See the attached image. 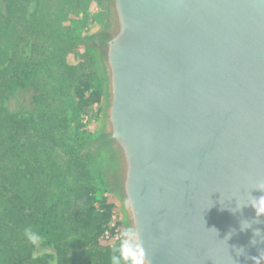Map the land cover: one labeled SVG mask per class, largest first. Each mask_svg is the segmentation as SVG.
Returning <instances> with one entry per match:
<instances>
[{
  "label": "water",
  "instance_id": "95a60500",
  "mask_svg": "<svg viewBox=\"0 0 264 264\" xmlns=\"http://www.w3.org/2000/svg\"><path fill=\"white\" fill-rule=\"evenodd\" d=\"M108 3L100 141L115 156L136 254L253 264L264 216L233 211L264 195V0Z\"/></svg>",
  "mask_w": 264,
  "mask_h": 264
},
{
  "label": "trees",
  "instance_id": "16d2710c",
  "mask_svg": "<svg viewBox=\"0 0 264 264\" xmlns=\"http://www.w3.org/2000/svg\"><path fill=\"white\" fill-rule=\"evenodd\" d=\"M2 1L0 97L16 87L32 84L36 90L34 99L38 104V113L19 117L0 106V264H48L47 256H31L32 239L29 237L38 235L54 245L58 253L57 264H112L113 255L119 257L123 264L121 245L109 243L102 247L98 243L97 236L103 229L104 216L95 210L90 190L82 183L88 172L78 155L71 156L67 161V172L70 176L74 175L75 182L72 189L76 196L72 207L78 210L66 218L65 211H59L57 202L49 206L45 203L42 179L54 177L53 166L56 165L48 157V146L51 145L46 146L47 156H38L35 147L46 143V137L50 138L49 143L56 138L60 140L62 134L68 131L71 120L61 110L57 95L65 97L63 101L67 105L69 97L83 98L84 90L90 86L89 81L77 80L76 68L58 56L57 52L67 53L71 49L70 42L49 58L41 57L44 46L37 36L44 32V28L43 25L37 26L38 19H49L52 5L65 0H35L36 9L31 19L26 17V12L27 4L32 0ZM64 10L62 7L61 12ZM45 26L53 27L51 23ZM29 39L31 53L28 56L24 47ZM41 73L47 75L49 82L43 81ZM60 126L62 132H58ZM29 149L31 151L27 153ZM30 155L31 162L28 159ZM47 158L44 166L42 161ZM69 218L73 221L71 227ZM63 239L67 240L62 242Z\"/></svg>",
  "mask_w": 264,
  "mask_h": 264
},
{
  "label": "rangeland",
  "instance_id": "374dc122",
  "mask_svg": "<svg viewBox=\"0 0 264 264\" xmlns=\"http://www.w3.org/2000/svg\"><path fill=\"white\" fill-rule=\"evenodd\" d=\"M65 1L64 3L57 1L52 5L49 19H38L39 25L37 26L42 27L43 25L42 28H44V32L37 36L38 41L44 46L41 57L49 58L57 49L66 47V42H70L72 44L71 49L67 53L57 52L58 56L62 57L65 63L76 68L77 80L89 81L90 86L84 90L83 98L72 96L71 99L69 97V100H73V102L68 101V106L63 101L65 97L60 96V94L57 95L56 100H60L61 110L65 111L71 120L68 123V131L66 134H62L63 137L60 140L56 138L55 141L49 143L50 138L46 137L48 140L45 141L46 143L35 147L36 154L40 156L41 154L45 155L46 146L51 145V147L48 146L50 151L48 157L52 158L56 165L53 166L54 177L42 179L46 194L45 203L49 206L57 202L58 208L61 209L59 211H65L66 218L78 210L77 207H72L74 196H76V192L72 189L75 186L74 175L70 176L67 172L68 158L78 155L88 172L83 177L82 183L86 184L90 190L93 207L104 216L103 229L97 236L98 243L102 247L110 243L103 238L102 234L104 228L113 229L112 223L115 225L114 228L119 229L120 233L130 230L128 235L122 236L113 245H122L123 243L124 253L128 257V260L125 261L122 255L123 264H131V260L137 254L117 185L115 156L112 148L100 141V136L105 127L107 81L102 66L98 37L108 23L109 3L108 0ZM62 7L65 10L61 12ZM35 9L36 1L32 0L27 4L26 17L31 19ZM0 13H4L2 0H0ZM46 23H51L53 27H44ZM24 51L26 55H30V39L28 45L24 47ZM36 68L39 69L40 67ZM40 76L41 78L44 77L43 81L49 82L47 75L41 73ZM35 93L36 90L32 84L26 87H16L0 97V106L10 113L18 114L19 117H27L38 111V104L34 99ZM71 103L72 107H70ZM62 130L60 126L58 132H62ZM30 151L29 149L27 153ZM28 159L31 162L32 156L30 155ZM47 160L48 158L42 161L44 166H46ZM32 164L34 163L32 162ZM43 177L44 175H42ZM68 223L71 227L70 223L73 224L71 218H69ZM35 237V240L30 241L31 256L33 258L47 256L48 264H57L58 253L54 245L42 235ZM66 240L63 239L62 242Z\"/></svg>",
  "mask_w": 264,
  "mask_h": 264
},
{
  "label": "clouds",
  "instance_id": "9594fccd",
  "mask_svg": "<svg viewBox=\"0 0 264 264\" xmlns=\"http://www.w3.org/2000/svg\"><path fill=\"white\" fill-rule=\"evenodd\" d=\"M256 189L260 190L261 192H264V188L256 187ZM249 205L254 209L255 216L257 218H259L260 216H264V195H260L259 197H253L252 196V199L250 200L249 203L240 206L238 209H235L234 211L233 210H231V211L235 212V211L240 210L243 206H249ZM256 221L258 222L259 220L257 219ZM250 227H251V224L245 223L243 226H241V230L248 229ZM129 231L130 230L125 231L124 233H121V235L122 236H126V235L129 234ZM261 233L262 232H261L260 229H258V228L257 229H253L254 237L260 236ZM29 238L32 239V240L36 239L35 236H30ZM251 243L255 244L254 239L251 241ZM123 248H124V245L122 243V245H121V253L124 256L125 261H127L128 257L123 252ZM137 248L139 249L138 245H137ZM241 251H242V249H241ZM251 259L253 261V264H264V256H262L261 254H259L258 256H253V257H251ZM112 264H121L120 258L115 256V255H113L112 256ZM131 264H144V261H143V250L142 249L138 250L137 256L131 260Z\"/></svg>",
  "mask_w": 264,
  "mask_h": 264
},
{
  "label": "built area",
  "instance_id": "2783aa9c",
  "mask_svg": "<svg viewBox=\"0 0 264 264\" xmlns=\"http://www.w3.org/2000/svg\"><path fill=\"white\" fill-rule=\"evenodd\" d=\"M113 229L110 228H104L103 231V238L110 242V244H113L114 242L118 241L122 238L121 233L119 232V229L117 227L114 228V223L111 224Z\"/></svg>",
  "mask_w": 264,
  "mask_h": 264
}]
</instances>
